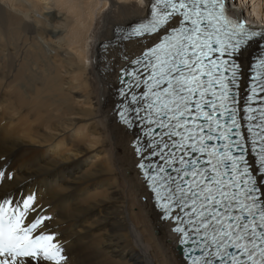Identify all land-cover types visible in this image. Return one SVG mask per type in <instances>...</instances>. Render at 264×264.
<instances>
[{"label": "bare ground", "instance_id": "bare-ground-1", "mask_svg": "<svg viewBox=\"0 0 264 264\" xmlns=\"http://www.w3.org/2000/svg\"><path fill=\"white\" fill-rule=\"evenodd\" d=\"M52 1L0 0V200L35 194L25 224L51 216L38 232L56 234L66 264H186L136 168L137 130L113 112L119 71L158 40L112 46L115 32L150 0ZM244 49L242 77L257 45Z\"/></svg>", "mask_w": 264, "mask_h": 264}, {"label": "snow or ice", "instance_id": "snow-or-ice-1", "mask_svg": "<svg viewBox=\"0 0 264 264\" xmlns=\"http://www.w3.org/2000/svg\"><path fill=\"white\" fill-rule=\"evenodd\" d=\"M149 6L151 19L133 28L128 38L171 31L135 61L145 63L150 75L143 81L147 91L139 98L133 95L132 102L142 99L148 123L167 131L150 144L164 165L141 162L138 167L163 218L176 222L173 231L186 246L188 264H264V111L260 124L247 129L249 147L236 107L243 74L237 58L250 41L264 39V29L230 15L226 0H150ZM256 68L258 83L250 100L258 90L264 92V55ZM128 111L124 106L120 117L131 126ZM154 133V128L147 131L148 136ZM164 136L179 140L170 145ZM170 148L188 155L164 152ZM144 151L136 147L138 155ZM34 205L35 194L15 204L0 200V264H66L56 234L38 232L51 216L38 214L25 224L29 212L37 210ZM197 250L201 255H192Z\"/></svg>", "mask_w": 264, "mask_h": 264}, {"label": "rangeland", "instance_id": "rangeland-1", "mask_svg": "<svg viewBox=\"0 0 264 264\" xmlns=\"http://www.w3.org/2000/svg\"><path fill=\"white\" fill-rule=\"evenodd\" d=\"M64 1H66V0H64ZM226 1H229L233 7L235 6V7H238L237 9H239V10L241 9L244 13V15H243L244 18L250 19L249 16L253 17L254 18V20L252 22L253 24H256V23H258V21H260V19L256 18L257 16H259V17L263 16V18H264V0H226ZM52 3L56 4L57 0H53ZM57 9H59V8L57 7ZM104 9H105V7L101 11H103ZM244 18H242V19H244ZM263 25H264V23L262 25H260V23H258L259 29H263L264 28ZM63 143L66 144L65 142H63Z\"/></svg>", "mask_w": 264, "mask_h": 264}]
</instances>
